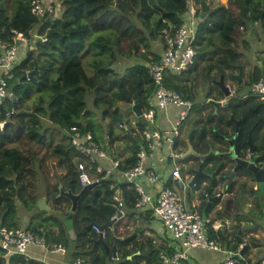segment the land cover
Segmentation results:
<instances>
[{"label": "trees", "instance_id": "16d2710c", "mask_svg": "<svg viewBox=\"0 0 264 264\" xmlns=\"http://www.w3.org/2000/svg\"><path fill=\"white\" fill-rule=\"evenodd\" d=\"M31 2L0 0V36L11 37L12 29H16L31 37L28 45H21L22 56L14 68L11 86L15 97L0 104V227L8 228L19 226V201L29 209L36 206L39 195L34 190L40 178L38 166L43 161L56 159L65 170L64 181L56 184V203L65 200L71 206L68 198L57 197L60 183L65 189L70 183L76 192L82 188L77 164L86 159L73 149L67 131L77 124L98 137L92 112L86 106L89 92L93 93L94 105L102 108L105 118L117 116L123 119L119 103L127 106L133 104L135 92H138L143 109L154 106L156 85L149 73V66L160 60L163 51H154L151 40L165 42L166 37L181 25L183 15L190 7V0H55L52 5L59 7L58 12L46 11L44 15H36L32 12ZM9 8H12L11 12ZM203 13H206L205 16L199 17L194 64L181 72L167 74L166 85L193 102L197 116L192 120L196 119L194 125L200 131L195 129L191 138L195 131L199 132L195 134L196 141L192 140L198 151L207 152L211 147L228 151V139L236 136L235 152L239 157H246L248 134L253 126L254 142H264V98L247 93L253 83L264 77V57H258L262 61L260 63L253 62L239 46L243 44L246 51L251 48L250 41L245 38L248 31L264 32V0H227L226 5L215 7L204 0L196 11L197 16ZM256 22L259 28L255 26ZM34 33L46 36L47 40L40 41L33 36ZM115 63H121L122 68H115ZM239 67L242 70L241 80L236 75ZM31 70H36L33 76L28 75ZM222 76L227 85H235L229 97L219 85ZM196 91L205 92V106L211 108L207 113L197 109L200 103L196 101ZM210 98L226 99L227 103L216 112V107L208 103ZM8 117L10 120L2 127ZM44 118L50 121L51 126L44 125ZM239 119L240 130L237 133L236 120ZM124 122L133 134H128L125 127L120 126L130 153L120 160L119 170L134 166L138 160L137 153L146 145L144 141L135 140L136 131L128 121ZM137 125L140 132L147 127L140 119ZM183 127L184 124L180 126V135L175 143V147L182 151L187 147L181 135L184 133ZM109 133L111 142L122 137L114 134L113 127ZM55 135L59 137L56 143ZM217 159L220 163H217ZM210 163L212 166H209ZM204 164L209 172L216 168L214 177L201 192L205 201L200 205V210L209 215L214 204L207 202L217 192L222 193L217 191V187L223 182L224 175L231 172L235 159L212 155L205 158ZM245 173L252 176L253 183L249 186L245 182L238 184L237 179L229 185L224 183V192H236L238 197L228 200V213L223 207L212 218L228 217L231 214L229 207L235 201L237 221L232 230H220V238L226 242L229 250L240 251L237 264H264L262 255L257 254L256 260L251 257V238L248 237L259 228L264 229L262 224L250 226L252 216L264 218V192L260 193L259 186L254 187L256 181L252 173L248 170ZM240 174L242 172L237 173ZM202 182L199 181L198 187ZM117 190L122 197L123 207L115 200ZM248 197L254 205L250 202V208L245 211ZM239 198H244V207L239 205ZM137 199L135 188L113 174L79 199L78 210L73 214L76 241L70 240L64 224L70 209L62 224L66 232L63 227L54 228L50 219L44 216L45 211L33 212L32 216L38 218L31 219L27 228L44 237L49 245L70 246L73 259L80 257L92 264H162L159 253L171 252V242L159 235H148L144 224L135 225L133 230L119 239L116 256L113 245L115 236H119L117 230H105L109 252L97 241L99 233L93 225L102 224L105 217L113 218L118 209H122L125 216L133 221L143 216L148 220L156 218L151 208H137ZM219 201L220 198L214 202ZM79 214H83L81 219H78ZM243 242L246 243L244 248L239 249ZM130 255L132 257L128 258ZM0 264L54 263L20 253H7L0 246Z\"/></svg>", "mask_w": 264, "mask_h": 264}, {"label": "built area", "instance_id": "2783aa9c", "mask_svg": "<svg viewBox=\"0 0 264 264\" xmlns=\"http://www.w3.org/2000/svg\"><path fill=\"white\" fill-rule=\"evenodd\" d=\"M53 1L55 0H32V12L36 15H44L46 11L55 14L59 7L54 8ZM190 3L189 10L182 17L181 25L173 34L166 37L160 60L152 62L149 66V73L156 85L154 106L143 109V115L149 125L143 130L147 147L143 145L137 153V163L127 169L119 170L120 160L112 159L109 150L103 146L99 138L92 131L83 130L77 124L69 128L67 136L73 149L86 159L77 164L82 186L88 183L98 184L116 174L120 180L128 182L135 188L138 193L137 208L149 207L154 211V216L162 222L172 238V251L159 253L162 264H186L194 249L223 252L225 256L222 264H237L241 256L240 251L229 250L226 242L220 238V230L226 228H223V222L207 217L188 204L189 194L182 193V191H185L192 177L187 175L185 179L182 167L176 161L177 157L179 158L182 154V151L175 147L176 138L180 135V126L192 113L193 102L184 98L176 89L168 87L166 75L181 72L194 64L196 60L195 42L199 31V19L196 15V7L192 2ZM255 26L259 28V23L256 22ZM12 32L11 37L0 36V104L6 99L15 97L11 81L14 79V68L19 59V46L21 44L26 46L31 41V37L19 30L12 29ZM33 36L40 38L41 41L47 40L46 36L38 33H34ZM250 93L264 97V77L253 83ZM171 107L176 108L177 119L172 125L171 132L167 133L154 126L153 123L157 119L158 112L172 113ZM160 149L168 150L169 157L175 159L176 162L168 175L162 174L156 167V162L153 161L157 159V152ZM107 159L111 161L110 166L104 163ZM169 179L173 184L169 183ZM262 183L264 186V181ZM113 186L114 183L111 187ZM115 200L118 201L120 207L124 206L119 190L115 193ZM93 228L98 233L100 232L98 225L94 224ZM245 244L243 242L239 249L244 248ZM31 245H37L50 251L64 250L61 244H47L44 237L26 227H0V246L7 253H20L27 256ZM71 264L92 263L79 257Z\"/></svg>", "mask_w": 264, "mask_h": 264}, {"label": "rangeland", "instance_id": "374dc122", "mask_svg": "<svg viewBox=\"0 0 264 264\" xmlns=\"http://www.w3.org/2000/svg\"><path fill=\"white\" fill-rule=\"evenodd\" d=\"M204 0H193V4L195 7H197V9L201 6V2ZM206 2L209 3L210 6L215 7L218 5H226L227 4V0H205ZM12 11V8H9V12ZM201 18V16H198ZM246 39H248L251 43V48L249 50L246 51V49L243 47V44H241L239 46V48L241 50H244L246 55L249 56V58L253 61V62H262L261 60L258 59V57H264V32L261 33H257V32H252V31H248V33L245 36ZM242 39V37L240 38ZM151 44H152V49L156 52L160 51V49L162 48V46L164 45V42L161 41L160 39H156V40H151ZM32 47H34L32 45ZM29 49V48H28ZM28 51V50H27ZM38 51V50H37ZM37 51H35V53H37ZM22 54V53H21ZM27 54V53H26ZM115 68L121 69L122 65L121 63H115L114 64ZM89 69V68H88ZM239 73L236 72V75ZM242 77V75H241ZM230 89L233 92L234 89V84H228ZM197 92V91H196ZM250 92L247 90V93ZM226 100V99H223ZM196 101H198L200 103V106H197V109L202 110L203 113L208 112L209 110V106H205L206 103V97H205V92L203 93L202 91L197 92V96H196ZM205 101V102H204ZM204 103V104H203ZM119 105L121 106V112H122V116L123 119L125 121H128V124L130 127H133L134 130L136 131L137 134H135V140L137 141H145L144 136H143V132H140L139 127L137 125V122L139 120V118L137 117V115L133 112V110H128V107L131 106L130 105H126L123 103H119ZM203 105V106H202ZM86 106L87 109L91 110L92 115H93V119L95 121V126H96V134L99 138V140L101 141V143L103 144V146L111 151L112 153H116L118 154V156L124 155V156H128L130 153V149L128 147V143H126V138L123 137L124 135H122V129L120 126H122L120 123L117 122V120H113V118L107 116L106 118L103 117L102 114V108H97L94 105V96L92 92H89L87 94L86 97ZM196 111L193 108V112L191 114V116L189 118H196L197 115H195ZM114 117V116H113ZM155 123H153L154 125ZM44 125L45 126H51L50 121L47 118H44ZM190 126V123L188 125H184L183 129H184V133H182V137L185 135V133L188 131V128ZM114 129V134L118 136H122L120 137L119 140H116L115 142H111L109 138H107V136L109 135L110 137V133L109 130L110 128ZM172 136H174V132H172ZM59 141V137L57 135H55L54 137V143ZM181 145V143L179 144ZM180 151L181 148H178ZM45 152V150H43ZM111 153V154H112ZM123 158V156H121ZM120 157V160L122 159ZM178 163L181 165L182 169H183V176L184 175H193L192 171L194 169V165L187 161V159H183L180 157L178 158ZM201 159V158H199ZM175 162V159H174ZM172 165V164H171ZM39 172H40V178L38 180V185L36 190H34V192H36L38 195H40V193L42 192L43 189H45L47 192L48 190H50L48 192L50 198L49 201L50 203L55 207L51 210V214H49L47 210H45L46 212H44V216L50 219V222L52 223L53 226H55L57 229L60 228H64L65 232L67 231L66 228L62 225L63 224V220L65 219V214L67 211H69V209L71 208V206H69V203L65 200L60 201V203H56L55 202V194H56V184L60 181H64V168L60 167L56 161V159H47L45 161H43L39 166H38ZM184 178L186 179V177L184 176ZM236 179V178H234ZM233 179V180H234ZM242 180H249L247 178V176H243L241 177V175L238 177L237 182L238 184H240L242 182ZM248 185H251L252 182H247ZM262 182L258 183L259 187L261 188L260 193L264 192V187L262 186ZM221 192H223V201L220 202V206H218V208L221 207H225L227 204V200L232 199L235 200L238 195L236 193H226L224 192V188H223V182L221 184ZM40 188V190H39ZM196 188V187H195ZM195 188L191 187V186H187V188L185 189V191H182V193H188L190 196L194 195V190ZM203 190L200 188H197V195L199 196V205H202V203L205 201V199L201 196V192ZM259 193V195H260ZM239 194V193H238ZM60 196L59 194L57 195V197ZM197 196V197H198ZM65 197V196H64ZM67 198V197H66ZM201 198V199H200ZM28 199L30 200V197L28 196ZM240 203L239 205L242 207H244V198H239ZM70 200V199H69ZM249 202H251V204L254 205V203H252V199L248 197ZM234 202V201H233ZM251 205V206H253ZM17 208H18V216L19 213L21 216H25V215H29L27 214L28 212L30 213V211H32L33 214V210L37 211V213L39 212L40 209H38V207H32L31 209H29L23 202L19 201L17 204ZM48 207H50V205H47ZM196 208V207H193ZM250 208V206L246 203L245 204V211H247ZM197 209V208H196ZM230 211H231V219L230 218H225L228 222L231 223L230 226H233L234 223L237 221L236 219V214L234 213L235 211V203H232L231 207H229ZM29 210V211H28ZM57 210V211H56ZM41 211V210H40ZM246 214H248L247 212H245ZM32 214L30 215V217L28 216V218L30 219H36L38 218V216L35 217L32 216ZM83 216V214H79L78 215V219H81ZM243 217H245L243 215ZM253 218V222L250 223V226H255L256 224H262L264 226V218H260L257 216H252ZM29 219H27V221L29 222ZM128 219L129 221L125 220V221H118L115 226L114 229L117 230V234L118 235H124L126 234V232H129L131 230H133V228L135 227V225H139V221L137 222V220H130L129 218H125ZM19 220V218H18ZM27 223H25V225H23L24 227L27 226ZM125 222V223H124ZM24 223V222H23ZM22 226V225H19ZM129 230V231H128ZM99 236V235H98ZM248 237L251 238L250 241V253L254 252L255 250H257L256 252H262L259 255H262L264 257V229L259 228L258 231L256 233H251ZM54 244V243H53ZM70 247V246H69ZM66 247L68 249V251L70 252L71 247ZM72 253V252H71ZM251 257H253V260H256L257 257V253L253 254ZM74 260V259H73Z\"/></svg>", "mask_w": 264, "mask_h": 264}, {"label": "crops", "instance_id": "0c3cea01", "mask_svg": "<svg viewBox=\"0 0 264 264\" xmlns=\"http://www.w3.org/2000/svg\"><path fill=\"white\" fill-rule=\"evenodd\" d=\"M18 43H20V42H18ZM22 45V44H21ZM21 45L19 46L20 47V54H19V59L18 60H20V56H22V49H21ZM164 47H165V42H164V45L162 46V48L160 49V51L162 52L163 51V49H164ZM160 51H158V53L160 52ZM261 78H263V77H261ZM260 78V79H261ZM259 79V80H260ZM258 82V81H257ZM251 88V87H250ZM263 97V96H262ZM264 98V97H263ZM176 108L175 107H171V111H172V113H165V112H163V114L161 113V112H158V114H157V119H156V121L154 122L155 124H154V126H157L159 129H161V130H164L165 132H167V133H170L171 132V129H172V125L175 123V121H176V119H177V110H175ZM110 152V157L112 158V159H118V160H120V157L121 156H123V157H125L124 155H121V156H118V154H116V153H112L111 151H109ZM183 152V151H182ZM112 153V154H111ZM157 159H155V160H153L154 162H156V167L158 168V170L162 173V174H164V175H168L170 172H171V169L174 167V163H176V162H174V160L173 159H171L170 157H169V151L167 150H164V149H160L158 152H157ZM122 158V157H121ZM105 165L106 166H110V164H111V161L110 160H105ZM172 164V165H171ZM182 174H183V169H182ZM241 175V177H243V176H248V177H250L248 174H246L245 172H243L242 174H240ZM240 175H238L237 177H236V179H238V177L240 176ZM184 176H187V174L186 175H184ZM118 177V176H117ZM242 182H245V183H247V182H252L253 183V180H242ZM241 182V183H242ZM169 183L170 184H173L172 183V181L169 179ZM221 184H222V182H221ZM221 184L217 187V191H220L221 192ZM248 184V183H247ZM202 185H200V187H201ZM259 185L257 184V182H256V184H255V188H257ZM262 186H263V184H262ZM200 187H196V189L194 190V195L192 196H190V195H188V197H187V200H188V204L190 205V207H196L199 211H201L200 210V205H199V196L197 195V188H200ZM264 187V186H263ZM223 188H224V183H223ZM225 189V188H224ZM39 190H40V188H39ZM50 190H48V192H49ZM48 192L45 190V189H43L42 190V192L40 193V195H39V197L37 198V201H38V199H40V198H42V199H44L45 200V202H46V204L47 205H50V209H43V210H41L38 206H37V202H36V206L35 207H38V209H40L41 211H45V210H47V211H49L48 213L49 214H51V210L53 209V208H55L51 203H50V201H49V198H50V196H49V194H48ZM218 193L219 192H217V195H218ZM226 193H228L229 194V192H226ZM230 193H236V192H230ZM221 194V197L220 196H218L219 198H220V201H219V203H217V202H214V197L212 198V197H210V198H212V199H210V201L208 200V202L207 203H213L214 205H213V207H212V211L209 213V215H206V214H204L202 211V213L204 214V215H206L207 217H209V218H211V219H213V220H215V221H217V222H223V228L224 227H226L228 230H232L233 228H234V225H235V223H234V225L233 226H230L231 225V223L230 222H228L225 218H232L231 216V214H228V217H224V218H218V219H214V218H212V217H214V215L216 214V211L218 210V209H222L223 207H221V208H218V206H220V202L221 201H223V192L222 193H220ZM245 195V194H244ZM198 196V197H197ZM218 198V199H219ZM201 199V198H200ZM228 200H229V198H228ZM228 200H227V203H228ZM230 200H232V199H230ZM245 202V201H244ZM232 203H235V201L234 202H232ZM18 204V203H17ZM247 204L248 205H250V202L249 201H247ZM208 205V204H207ZM227 205V204H226ZM34 207V208H35ZM226 207V209H227V206H225ZM39 210V211H40ZM122 210V209H121ZM29 211V210H28ZM57 211V210H56ZM228 211V210H227ZM33 212L34 213H36L37 211L35 210H33ZM46 212V211H45ZM229 212V211H228ZM227 212V213H228ZM27 214H29L28 216L30 217V215L32 214V211H30V213L28 212ZM28 216L27 215H25V216H21L20 215V213H19V216H18V218H19V220H18V222H19V225H25V223H27L28 221H27V219H29L28 218ZM126 218V216H125V212L123 211V217L122 218H120L118 221H125V220H127V221H129L128 219H125ZM139 221V225H141V224H144V226L146 227L147 226V231H146V233L148 234V235H150V236H155V235H159V236H162V237H164L165 239H167L168 240V242L170 243V242H172V238H171V236H170V234L165 230V228H164V226L162 225V222L161 221H159L157 218H154V219H152V220H148L147 219V217H145V216H143V217H141V218H138L137 219V222ZM24 222V223H23ZM29 222H30V219H29ZM29 222H28V224H29ZM126 222V221H125ZM124 222V223H125ZM28 224H27V226H28ZM27 226H26V228H27ZM24 227V226H23ZM54 228H56L55 226H54ZM57 229V228H56ZM75 229V228H74ZM151 230H154V231H151ZM129 231V230H128ZM126 233H128V232H126ZM253 233H256V232H253ZM251 234V233H250ZM125 235V234H124ZM118 237H120V239L121 238H123V235H119ZM64 247V246H63ZM257 250H255L254 252H252L250 255L252 256L253 254H261L262 252H256ZM140 252V251H139ZM28 254L29 255H27V256H29V257H32V258H36V259H39V260H42V261H45V262H50V263H54V264H71L72 263V261H73V257H72V253H71V251L69 252L68 251V249L66 248V247H64V250L63 251H61V250H59V251H50V250H47V249H45V248H42V247H40V246H37V245H31L30 247H29V252H28ZM224 256H225V254L223 253V252H218V251H211V250H202V249H194V250H192V252H191V257H190V259L187 261V263L186 264H222V261H223V258H224ZM132 257V256H131ZM130 257V258H131Z\"/></svg>", "mask_w": 264, "mask_h": 264}, {"label": "water", "instance_id": "95a60500", "mask_svg": "<svg viewBox=\"0 0 264 264\" xmlns=\"http://www.w3.org/2000/svg\"><path fill=\"white\" fill-rule=\"evenodd\" d=\"M206 13H203L201 15V18H203L205 16ZM39 40L41 41V39L39 38ZM240 68V67H239ZM36 72V70H31L28 72L29 76H33L34 73ZM241 75H242V71L241 68L239 70V73L237 74L238 78L241 79ZM219 85L221 87V89L224 91L225 95L227 97H229L232 94V90L230 89L229 85H227L224 81V77L222 76L219 80ZM208 103L212 104L216 107V112L217 110L225 105L227 103V100H215L213 98L208 99ZM128 110H133V112L137 115V117L147 126L148 125V121L145 119L144 115H143V107L141 105V102L138 98V92H135L134 94V103L128 107ZM113 119L117 120V122H119L122 126L125 127V129L127 130V133L132 135L133 133L131 131H129L128 126L125 124L124 119H122L121 117H117L114 116ZM10 120V117H8L7 120H5L2 123V127H4V125L7 123V121ZM240 122L241 119L236 120V132L238 133L240 130ZM195 126H193L191 128V130L188 133V138L191 136L193 130H194ZM254 130H255V126H253L248 134V143H249V149H248V155L246 157H239L237 156L236 152H235V140H236V136H233L232 138H229L228 141L230 143V147L229 150L226 152H222L219 150H215L213 147H211L207 152L205 153H199L197 150L194 149L192 143L190 142V140L188 139V149L183 151L181 154V158H186L189 155H197L199 158L201 159H205L206 157L212 156V155H218L220 157L223 156H230L232 158L235 159V166L233 168V171L229 174V182L232 181L235 178V174L237 172H245L246 170L250 171L253 175V178L255 179V181L257 183L263 182L264 181V167L259 165L257 163V144L254 142L253 140V135H254ZM216 134L219 135V133L217 131H215ZM221 137H224L223 135H220ZM198 173L195 174L193 176V178L190 180L189 185L193 188L197 187L199 184L197 182L198 180ZM190 176V174H189ZM96 186V183H88L84 186H82V188L76 192L71 188V184L68 183L67 188L65 189L63 184L60 183L59 184V195L60 196H65L68 199H70L71 201V208H70V214L68 215V217L65 219L64 224L68 230L69 233V238L71 241H76L77 239V234L76 231L74 229V221H73V214L78 210V204H79V199L88 191V190H92L94 189ZM213 198V197H212ZM210 198V199H212ZM209 199V201H210ZM37 206L43 210V209H50V207L47 206L46 202L44 199L40 198L37 201ZM123 217V210L118 209L117 210V215L111 219H108L107 217H105V221L102 224H98L99 227V238L97 241L101 242L107 252H109V246L105 240L104 237V232L107 228H111L114 229L115 224L118 222V220L120 218ZM93 222V221H92ZM120 237L115 236V242L113 245V252H114V256H116V250H117V242L119 241ZM136 253H139V251H137ZM130 256H128V258H130Z\"/></svg>", "mask_w": 264, "mask_h": 264}, {"label": "flooded vegetation", "instance_id": "af4514ba", "mask_svg": "<svg viewBox=\"0 0 264 264\" xmlns=\"http://www.w3.org/2000/svg\"><path fill=\"white\" fill-rule=\"evenodd\" d=\"M239 70H240V68H239ZM242 71V70H241ZM238 77V76H237ZM241 79H242V77H241ZM240 79V80H241ZM211 108L209 107V110H210ZM208 110V111H209ZM207 113V112H206ZM195 120L196 119H194V120H192L191 118H188L183 124L184 125H188L189 123H190V128H188V131L185 133V135H184V139H185V141H186V143H187V147L185 148V150H187L188 149V139L190 140V142L192 143V140L193 141H196V138H197V136L195 135V134H199V132H197V131H200L199 130V128L198 127H196L194 124H195ZM193 126H195V128H194V130L196 129L197 131H195V134H194V136H193V138H191L192 137V134H191V136L188 138V133H189V131L191 130V128L193 127ZM193 130V131H194ZM263 130H264V128H263ZM263 130L261 131V133H260V135L262 136V134H263ZM193 133V132H192ZM181 135H182V133H181ZM256 144H257V151H256V154H257V163L259 164V165H261V166H263L264 167V142L262 143V142H255ZM192 145H193V143H192ZM193 147H194V145H193ZM194 149L195 150H197L195 147H194ZM184 150V151H185ZM217 150V149H216ZM198 151V150H197ZM199 153H205V152H201V151H198ZM223 152H226V151H223ZM213 156H217V155H213ZM183 159H187V161H189V162H191L193 165H194V169H193V176L195 175V174H199L198 175V180H197V182L199 183V181L200 180H202L203 182L200 184V185H202L201 186V189L203 190L204 189V187L207 185V184H209L210 183V181H211V179L214 177V171L216 170V168H215V170L213 171V172H209V171H207V165L206 164H204V162H205V159H199V157L197 156V155H189L188 157H186V158H183ZM217 163H220V160L219 159H217ZM209 166H212V163H210L209 164ZM208 166V167H209ZM234 166H235V164H234ZM234 166H233V168H234ZM233 168H232V170H231V172L233 171ZM230 172V173H231ZM229 173V174H230ZM237 173H239V172H237ZM237 173L235 174V178L238 176L237 175ZM229 174H225L224 175V178H223V183H225L226 185H229V183L231 182H229ZM247 178L249 179V180H252V176H250V177H248L247 176ZM218 196H220L221 197V194L219 195H213L212 197H214V201H216L219 197ZM217 203H219V202H217ZM224 211L225 212H228L227 211V209H226V207L224 208Z\"/></svg>", "mask_w": 264, "mask_h": 264}, {"label": "clouds", "instance_id": "9594fccd", "mask_svg": "<svg viewBox=\"0 0 264 264\" xmlns=\"http://www.w3.org/2000/svg\"><path fill=\"white\" fill-rule=\"evenodd\" d=\"M190 2H192V4H193V0H190ZM190 5H191V3H190ZM194 5V4H193ZM190 8V7H189ZM189 10V9H188ZM196 11H197V7H196ZM197 15V14H196ZM198 17V16H197ZM198 19H199V17H198ZM165 43H166V41H165ZM246 97V96H245ZM189 176V175H188ZM189 177H192L193 178V175H190ZM196 189V188H195ZM114 217V216H113ZM105 237V236H104Z\"/></svg>", "mask_w": 264, "mask_h": 264}]
</instances>
